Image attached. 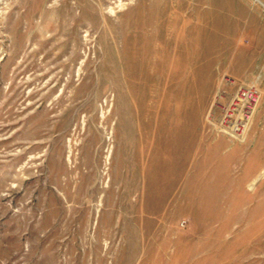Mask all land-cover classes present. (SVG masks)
Listing matches in <instances>:
<instances>
[{"label":"rangeland","instance_id":"374dc122","mask_svg":"<svg viewBox=\"0 0 264 264\" xmlns=\"http://www.w3.org/2000/svg\"><path fill=\"white\" fill-rule=\"evenodd\" d=\"M0 264H264V0H0Z\"/></svg>","mask_w":264,"mask_h":264}]
</instances>
